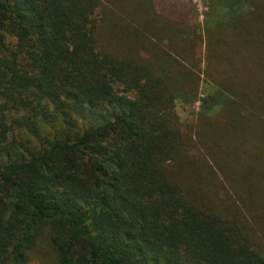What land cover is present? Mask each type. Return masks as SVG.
I'll use <instances>...</instances> for the list:
<instances>
[{"label":"trees","instance_id":"trees-1","mask_svg":"<svg viewBox=\"0 0 264 264\" xmlns=\"http://www.w3.org/2000/svg\"><path fill=\"white\" fill-rule=\"evenodd\" d=\"M206 7L0 0V264H264V0Z\"/></svg>","mask_w":264,"mask_h":264},{"label":"rangeland","instance_id":"rangeland-1","mask_svg":"<svg viewBox=\"0 0 264 264\" xmlns=\"http://www.w3.org/2000/svg\"><path fill=\"white\" fill-rule=\"evenodd\" d=\"M186 1H188V3L191 5L192 10L194 11V15L197 19L198 24H200V26H202L203 20H206V23H208V24H212L214 22L215 14L209 13L208 10H210V9H207V7H206L207 0H186ZM205 11L207 12V16H203ZM194 52H195V56H197L198 58H201V64L200 65H201L202 70H203V68L207 66L208 61L205 59V50L203 48L202 42H200V43H199V41L196 42ZM246 60L247 59L243 57L242 61H244V65L246 67L239 68L238 70H235V72L239 76H241V78H245V77L247 78L251 74L250 69H249L250 63L248 61L246 62ZM224 61H225V63H224ZM238 65H241V64L239 63ZM223 67L224 68L226 67V59L221 61V62H216L215 60H211L209 62V68L204 70V72L200 76V80H199V84H198V97L199 98L203 97V95L206 93H210L215 86L212 78L209 76V73L211 72L212 76L215 74L216 78H217L218 77L217 75H220L219 70ZM212 68H215V69H212ZM198 108H199V102L198 101H196L192 107L185 105V104H182L180 102H176L175 111L179 117L181 128H184L185 124H187L193 120V117H194L193 113L196 112ZM215 115L216 114H214L213 116H215ZM40 251L42 252L43 250L41 249ZM39 263H40V259H38L37 257L32 258L31 264H39Z\"/></svg>","mask_w":264,"mask_h":264}]
</instances>
